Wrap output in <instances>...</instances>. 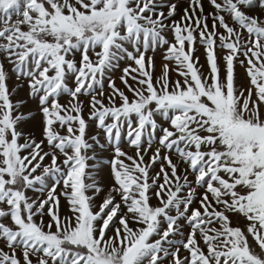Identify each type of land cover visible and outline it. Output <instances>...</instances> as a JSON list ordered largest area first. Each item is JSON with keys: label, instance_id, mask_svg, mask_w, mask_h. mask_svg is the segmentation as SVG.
Here are the masks:
<instances>
[{"label": "snow or ice", "instance_id": "snow-or-ice-1", "mask_svg": "<svg viewBox=\"0 0 264 264\" xmlns=\"http://www.w3.org/2000/svg\"><path fill=\"white\" fill-rule=\"evenodd\" d=\"M0 264H264V0H0Z\"/></svg>", "mask_w": 264, "mask_h": 264}]
</instances>
